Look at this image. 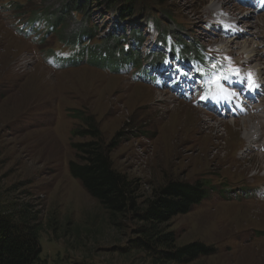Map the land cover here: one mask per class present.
I'll return each mask as SVG.
<instances>
[{"label":"rangeland","instance_id":"1","mask_svg":"<svg viewBox=\"0 0 264 264\" xmlns=\"http://www.w3.org/2000/svg\"><path fill=\"white\" fill-rule=\"evenodd\" d=\"M58 1L0 0V212L24 209L36 217L43 264H154L145 249L133 246L140 223L132 214L111 221L68 172L74 159L70 145L87 141L71 136L72 130L84 129L83 115L95 121L106 141L120 133L112 166L135 182L140 206L169 181L205 183L209 197L164 225L177 246L200 243L213 249L193 264H264V196L258 195L264 186V7L255 12L238 0H220L227 5L217 9L248 32L235 39L206 30L211 0L151 3L152 10L163 9L169 17L160 19L159 34L169 27L172 35L177 30L195 35L197 42L241 65L237 86L249 79L255 86L260 76V87L251 89L260 93L256 101L246 100L248 92L239 88V106L219 119L203 112L201 86L188 75L173 88L169 80L114 74L85 62L62 66L59 58L67 47L60 38L72 40L83 30L79 15L71 12L42 40L25 32L42 29V15L58 13ZM88 11L100 36L118 23L111 13ZM142 18L112 33L127 40L131 29L148 35ZM223 42L230 48H220ZM99 43L95 39L90 45ZM173 67L178 64L169 61L166 72L175 79ZM177 89L186 92V100L174 101L170 95ZM179 106L190 119L176 118ZM247 123H258L251 143L245 140Z\"/></svg>","mask_w":264,"mask_h":264},{"label":"trees","instance_id":"2","mask_svg":"<svg viewBox=\"0 0 264 264\" xmlns=\"http://www.w3.org/2000/svg\"><path fill=\"white\" fill-rule=\"evenodd\" d=\"M153 1L59 0L61 9L58 13H55L53 18L43 15L42 17L52 23V27L58 28L61 25L58 22L66 23L71 12H74L82 17L81 33L91 37L95 29L88 27V16L91 13L89 9L111 13L120 22L132 21L134 17L142 16L143 20L156 21L155 24L158 25L160 19L169 17L163 14V9L152 10ZM162 3L158 1L159 6ZM33 18L34 16L30 17V20L34 21ZM132 37L138 44L142 42L140 33L134 32ZM62 40L64 42L65 37H61L60 41ZM182 44L185 45L184 42ZM114 46L116 42L112 37L107 45L104 43L98 47L97 53L91 51L90 58L101 60L115 69L130 65L142 67L137 52L131 49L124 51L119 46L113 51ZM162 57L163 55L160 54L154 59L157 63H153V58L149 57L148 70H152L154 64H159ZM79 120L85 127L81 130H72L71 136L87 141L70 145L74 159L68 163V172L97 202L111 221L132 214V217L140 223L134 231L137 240L133 246L145 249L154 264H193L213 254V249L200 243L177 246L174 233L164 228V225L173 218L188 214L193 207L200 205L209 197L205 183L169 181L153 191L150 198L140 206L135 182L117 173L112 166L111 154L121 143L120 133L106 141L91 117L84 118L80 115ZM39 232L40 227L36 217L28 211L19 209L15 213L0 212V264H43Z\"/></svg>","mask_w":264,"mask_h":264},{"label":"bare ground","instance_id":"3","mask_svg":"<svg viewBox=\"0 0 264 264\" xmlns=\"http://www.w3.org/2000/svg\"><path fill=\"white\" fill-rule=\"evenodd\" d=\"M216 0H211V3H210V5H209V7H212V8H223L222 6H226L227 5V3L225 2V1H216ZM233 20V19H232ZM225 46V47H227V48H230L228 45H229V42H223V43H221V44H219L221 47L220 48H225L223 45ZM241 46H246V47H248V45H246V43H242L241 44ZM251 49V48H250ZM250 50H248V49H245V54H250ZM257 65V64H256ZM256 67V70L258 71V73H259V69H258V67L257 66H255ZM250 70V69H249ZM250 71H252V70H250ZM179 110H177L176 111V113H175V116H176V118H178V119H182V117L181 116H183V115H185V116H187L189 119H190V117H189V115L188 114H186V113H183V111H181L180 109H182L183 110V108H181V106H179V108H178ZM186 110H189V111H191L192 113L194 112V110H192V109H190V108H188V109H186ZM184 112H186V111H184ZM182 114V115H181ZM194 117V116H193ZM194 119V118H193ZM193 119H192V121H193ZM198 119V118H197ZM185 121H189V120H185ZM183 123H184V121H183ZM193 123V122H192ZM258 123H247V124H245V126L247 127L246 129H245V136H246V141H248V142H252V140L255 138V137H257V135L256 134H258L259 132H258V125H257ZM185 125V128H186V124H184ZM249 143V144H250ZM262 146H264V142H262Z\"/></svg>","mask_w":264,"mask_h":264},{"label":"snow or ice","instance_id":"4","mask_svg":"<svg viewBox=\"0 0 264 264\" xmlns=\"http://www.w3.org/2000/svg\"><path fill=\"white\" fill-rule=\"evenodd\" d=\"M248 87H249V89H252L253 88V82L251 81V79H249Z\"/></svg>","mask_w":264,"mask_h":264}]
</instances>
